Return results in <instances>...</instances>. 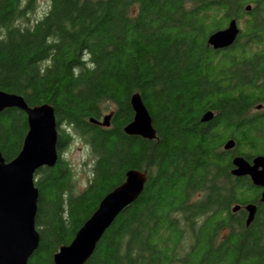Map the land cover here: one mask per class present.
<instances>
[{"label":"trees","instance_id":"obj_1","mask_svg":"<svg viewBox=\"0 0 264 264\" xmlns=\"http://www.w3.org/2000/svg\"><path fill=\"white\" fill-rule=\"evenodd\" d=\"M37 1L0 0V90L30 106L53 105L58 127H72L95 162L79 192L60 157L37 171L40 242L28 264H55L60 246L130 169L147 173L144 190L85 264H264L261 190L231 173L234 154L264 153V114H251L264 103V0H48L46 14L33 18ZM232 19L236 41L214 49L208 37ZM136 92L154 139L124 132ZM106 110L111 126L91 122ZM208 111L214 117L202 121ZM58 130L60 153L74 134ZM27 131L23 111L0 113L6 161ZM249 203L258 210L246 226Z\"/></svg>","mask_w":264,"mask_h":264},{"label":"water","instance_id":"obj_2","mask_svg":"<svg viewBox=\"0 0 264 264\" xmlns=\"http://www.w3.org/2000/svg\"><path fill=\"white\" fill-rule=\"evenodd\" d=\"M250 8L247 6L248 10ZM238 33L237 22L233 19L227 28L212 33L208 42L215 49L226 48L234 43ZM131 105L134 117L125 126V132L146 139L155 138L152 117L140 93L131 96ZM8 108H17L26 114L28 131L21 151L14 159L6 161L0 151V264H28L40 242L35 225L39 197L35 175L39 169L53 167L58 161V123L53 105L30 106L23 96L0 90V113ZM213 117L214 113L208 111L201 120L207 122ZM110 119V114L105 115L101 124L110 126ZM91 122L97 121L91 118ZM233 146L234 141L230 140L225 148ZM233 163L235 176H249L256 186L264 188V156H257L252 162L237 156ZM146 181V172L128 170L125 180L101 199L71 243L60 246L54 254V263L85 264L116 217L142 193ZM261 201H264V191ZM240 208L241 205H237L233 210ZM244 209L248 213L246 222L249 224L257 212V205L249 203Z\"/></svg>","mask_w":264,"mask_h":264},{"label":"rangeland","instance_id":"obj_3","mask_svg":"<svg viewBox=\"0 0 264 264\" xmlns=\"http://www.w3.org/2000/svg\"><path fill=\"white\" fill-rule=\"evenodd\" d=\"M49 9L48 0H38L34 12L31 15L33 18H42ZM111 114V110L103 112V117ZM78 136V135H76ZM64 160H69V164L75 174H78V192L83 190L88 181L92 178V167L94 166L95 156L91 152L90 146L82 140L80 136L76 137L71 145L67 148ZM37 178V175H35ZM194 199V198H193ZM227 231L224 232V234Z\"/></svg>","mask_w":264,"mask_h":264},{"label":"flooded vegetation","instance_id":"obj_4","mask_svg":"<svg viewBox=\"0 0 264 264\" xmlns=\"http://www.w3.org/2000/svg\"><path fill=\"white\" fill-rule=\"evenodd\" d=\"M251 6V5H250ZM251 8H252V6H251ZM251 8H250V10H251ZM246 10L247 11H250V10H248L247 9V7H246ZM233 20V19H232ZM235 20V19H234ZM237 22V21H236ZM230 23V22H229ZM229 25V24H228ZM228 25L226 26V27H224V28H222V29H225V28H227L228 27ZM238 25V24H237ZM238 28H239V26H238ZM221 30V29H220ZM239 33H240V29H239ZM239 33H238V35H239ZM238 35H237V37H238ZM237 37H236V39H237ZM209 38V37H208ZM236 39H235V41H236ZM234 41V42H235ZM208 44H209V42H208ZM210 46H212L211 44H209ZM231 46V45H230ZM229 46V47H230ZM213 47V46H212ZM214 48V47H213ZM228 47H226V49H227ZM215 49V48H214ZM224 48H220V49H216V50H223ZM251 114L252 115H255V114H261V115H263L264 114V103L263 102H260V103H258V104H256L255 106H254V108H252V110H251ZM111 115V114H110ZM112 116V115H111ZM97 122H95V123H93V124H95V125H97V126H100V127H109V126H104V125H102L101 124V122H102V116H101V118L100 119H97L96 120ZM111 124H112V121H111V119H110V126H111ZM58 128H60V129H65V131L67 132V133H72V135H73V140L76 138V137H78V136H76V133L73 131V129H72V127H70V126H62V125H60ZM58 133H59V130H58ZM135 136H138V135H135ZM140 137H142V136H140ZM142 138H144V137H142ZM228 140H233L234 141V146L232 147V148H229V149H225L224 148V150H227V151H232L234 148H235V146H236V140L234 139V137H231V138H229ZM228 140H226L225 142H224V145H225V143L228 141ZM72 141V140H71ZM73 142V141H72ZM66 150H67V146L66 147H64L62 150H61V152L59 153V157L61 158V160H63V161H65V162H67V163H69V160H64V155H65V152H66ZM237 157V156H241V155H237V154H234V156L232 157V159L234 158V157ZM257 156H264V153L262 154V153H258V154H255L250 160H248L249 162H252V160H254V158H256ZM242 157H244V156H242ZM245 158V157H244ZM234 167V166H233ZM233 167H232V169H233ZM73 175V184H75V185H77V188H76V190L78 191V174H72ZM75 182V183H74ZM254 185V184H253ZM256 186V185H255ZM257 188H259L260 190H261V193L264 191V188L263 187H259V186H256ZM241 209V208H240ZM240 211V210H239ZM239 211H237V212H235V213H238ZM244 211L246 212V217H247V215H248V213H247V211L244 209ZM246 220V219H245Z\"/></svg>","mask_w":264,"mask_h":264},{"label":"bare ground","instance_id":"obj_5","mask_svg":"<svg viewBox=\"0 0 264 264\" xmlns=\"http://www.w3.org/2000/svg\"><path fill=\"white\" fill-rule=\"evenodd\" d=\"M124 132H125V130H124ZM125 133L128 134L127 132H125ZM128 135H130V134H128ZM24 138H25V137H24ZM153 139H154V138H153ZM229 141H230V140H228V141L225 143L224 148H225L226 144H227ZM225 149H229V148H225ZM235 157H236V156H235ZM235 157H234V158H235ZM234 158L232 159V165H233L234 167H233V169L231 170V173H232V171L235 169V165H234V163H233ZM232 175H234V174L232 173ZM234 176H235V175H234ZM237 177H240V176H237ZM250 179H251V178H250ZM124 180H125V179H124ZM251 181H252V183H253V180H252V179H251ZM253 184H254V183H253ZM254 185H255V184H254ZM261 198H262V193H261V197H260V200H259L260 203L264 202V201H261ZM254 204L257 205V210H258V204H257V203H254ZM237 205H239V204H236V205H234V206L232 207L231 210H232L233 213H235V212H237V211L240 210V209L237 210V211H234V210H233V208H234L235 206H237ZM256 213H257V212H256ZM255 216H256V214H255ZM255 216H254V219H255ZM247 217H248V215H247ZM247 217H246V220H245V224H246V226H249V225L251 224V222H252L254 219H253L249 224H247V222H246V221H247ZM58 250H59V249H58Z\"/></svg>","mask_w":264,"mask_h":264}]
</instances>
